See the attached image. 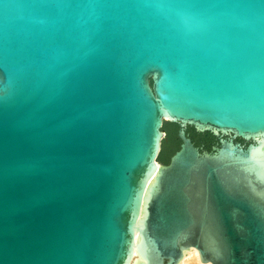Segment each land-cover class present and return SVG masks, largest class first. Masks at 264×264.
<instances>
[{
    "label": "water",
    "instance_id": "1",
    "mask_svg": "<svg viewBox=\"0 0 264 264\" xmlns=\"http://www.w3.org/2000/svg\"><path fill=\"white\" fill-rule=\"evenodd\" d=\"M192 248L264 264V0H0V264Z\"/></svg>",
    "mask_w": 264,
    "mask_h": 264
},
{
    "label": "trees",
    "instance_id": "2",
    "mask_svg": "<svg viewBox=\"0 0 264 264\" xmlns=\"http://www.w3.org/2000/svg\"><path fill=\"white\" fill-rule=\"evenodd\" d=\"M169 124H170V127L166 129L168 139L166 142L165 141L163 142V146H164L163 148H165V151H164L165 153L162 152L159 157V160L163 163L168 162L169 156L179 148V142H180V140L177 138V135H176L177 125L174 123H170V122ZM212 139H213V136H211L210 134L203 138V141L205 142L207 148L209 147V144Z\"/></svg>",
    "mask_w": 264,
    "mask_h": 264
},
{
    "label": "flooded vegetation",
    "instance_id": "3",
    "mask_svg": "<svg viewBox=\"0 0 264 264\" xmlns=\"http://www.w3.org/2000/svg\"><path fill=\"white\" fill-rule=\"evenodd\" d=\"M175 124V123H174ZM177 125V124H176ZM191 126H187L186 127V131L189 133L190 137H191V140L194 142V144L198 147H202V148H207L206 147V144L205 142L203 141V138L208 136L210 133L209 132H202V133H198L196 132L197 134H199V139L196 140L193 135L189 132V128ZM192 128V127H191ZM177 129H178V125H177ZM193 129V128H192ZM194 130V129H193ZM211 135V134H210ZM212 136V135H211ZM236 140L240 141V142H243L241 139L237 138ZM217 143V138L213 136V139L211 140L210 144H209V147L207 149H209L211 147V145L213 144H216ZM180 144V142H179ZM170 157V156H169Z\"/></svg>",
    "mask_w": 264,
    "mask_h": 264
},
{
    "label": "bare ground",
    "instance_id": "4",
    "mask_svg": "<svg viewBox=\"0 0 264 264\" xmlns=\"http://www.w3.org/2000/svg\"><path fill=\"white\" fill-rule=\"evenodd\" d=\"M178 264H210V263L201 262L196 249L192 248L186 252V254L182 257V259Z\"/></svg>",
    "mask_w": 264,
    "mask_h": 264
}]
</instances>
